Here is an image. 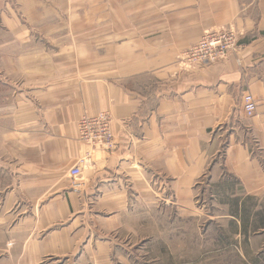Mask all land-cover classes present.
Returning <instances> with one entry per match:
<instances>
[{"label":"crops","instance_id":"crops-1","mask_svg":"<svg viewBox=\"0 0 264 264\" xmlns=\"http://www.w3.org/2000/svg\"><path fill=\"white\" fill-rule=\"evenodd\" d=\"M221 28L237 48L186 67L189 48ZM98 111L114 150L78 138L80 117ZM85 153L73 191L67 170ZM204 168L222 202L250 199L251 215H264V0H0V175L12 178L0 193L35 210L22 222L25 253L59 260L92 248V264H112L129 191L149 179L191 191Z\"/></svg>","mask_w":264,"mask_h":264},{"label":"rangeland","instance_id":"rangeland-1","mask_svg":"<svg viewBox=\"0 0 264 264\" xmlns=\"http://www.w3.org/2000/svg\"><path fill=\"white\" fill-rule=\"evenodd\" d=\"M91 66L106 70L110 65L97 63ZM9 160L4 158L3 161ZM69 168L66 175L68 188L76 191L74 180L68 176ZM207 171L204 168L197 176L191 191L163 190L152 179L146 190H130L131 203L121 215V218L129 219L116 231V246L109 255L111 263L264 264V231H258L264 224V215H251L250 199L240 209L235 202L227 203L230 200L222 202L219 184L209 183ZM217 175L218 172L215 177ZM6 177L0 175V188L12 181L11 177L8 180ZM233 193H237L235 189ZM26 201L16 197L13 202L11 198L9 200L7 188L0 193V264L96 263L92 248H87L81 256L59 260L55 255L37 259L32 253H25L22 244L26 240V226L22 222L35 214ZM259 208L253 207V210ZM239 211L244 221L237 223L235 218ZM242 222L249 226L246 231Z\"/></svg>","mask_w":264,"mask_h":264},{"label":"built area","instance_id":"built-area-1","mask_svg":"<svg viewBox=\"0 0 264 264\" xmlns=\"http://www.w3.org/2000/svg\"><path fill=\"white\" fill-rule=\"evenodd\" d=\"M237 48V34L229 28H221L206 32L193 46L189 48L184 58V65L196 68L202 64L215 63L225 58ZM243 111L246 116L254 115L256 101L253 95L246 92L242 96ZM78 138L91 147L114 150L117 142L111 129L110 118L107 111H98L95 114L84 113L77 124ZM90 154L80 156L76 163L69 168V175L74 180L76 190L82 183L76 178L81 174L82 168L88 163Z\"/></svg>","mask_w":264,"mask_h":264}]
</instances>
